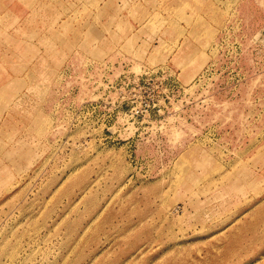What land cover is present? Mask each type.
<instances>
[{
	"label": "rangeland",
	"instance_id": "obj_1",
	"mask_svg": "<svg viewBox=\"0 0 264 264\" xmlns=\"http://www.w3.org/2000/svg\"><path fill=\"white\" fill-rule=\"evenodd\" d=\"M22 2L0 264H264V0Z\"/></svg>",
	"mask_w": 264,
	"mask_h": 264
},
{
	"label": "crops",
	"instance_id": "obj_2",
	"mask_svg": "<svg viewBox=\"0 0 264 264\" xmlns=\"http://www.w3.org/2000/svg\"><path fill=\"white\" fill-rule=\"evenodd\" d=\"M27 13L22 0H0V35L7 30H27L22 25Z\"/></svg>",
	"mask_w": 264,
	"mask_h": 264
}]
</instances>
